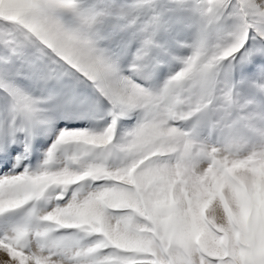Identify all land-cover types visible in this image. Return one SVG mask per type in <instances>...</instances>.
<instances>
[{"label": "snow or ice", "instance_id": "obj_1", "mask_svg": "<svg viewBox=\"0 0 264 264\" xmlns=\"http://www.w3.org/2000/svg\"><path fill=\"white\" fill-rule=\"evenodd\" d=\"M0 264H264V0H0Z\"/></svg>", "mask_w": 264, "mask_h": 264}]
</instances>
